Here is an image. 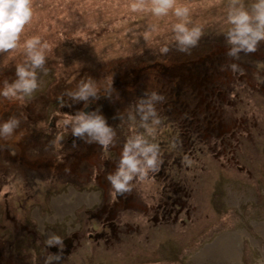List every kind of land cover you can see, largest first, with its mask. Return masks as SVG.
<instances>
[{
  "label": "rangeland",
  "instance_id": "rangeland-1",
  "mask_svg": "<svg viewBox=\"0 0 264 264\" xmlns=\"http://www.w3.org/2000/svg\"><path fill=\"white\" fill-rule=\"evenodd\" d=\"M31 2L34 14L21 34V42L39 35L42 41L48 43V71L38 73L41 87L32 97L15 102L0 100V119H7L13 114L21 119L16 133L29 125H63V119L70 118L78 111L74 107L76 103L72 106L71 98L58 90H65V93L75 90L83 79L91 78L96 81L97 87L103 88L113 83L117 75L133 73L152 63L178 67L202 58L206 62L219 61L222 57L223 63L234 59H227L226 52L230 46L223 35L228 27L225 22L227 0H178L190 6L193 22L203 29L198 45L188 52L176 49L171 32L174 17L155 20L146 13H133L128 8L129 0ZM150 23L158 25L157 32H148ZM165 44L169 48L166 53L160 50ZM235 61L248 67V71L244 72L246 76L258 77L260 82L247 87L241 80L242 89H245L243 100L235 101L231 108L226 107L229 115L226 117L239 116L242 120H251L249 124H244L249 125L246 130L251 129V134L241 135L240 146L233 141L235 147H239L237 152L240 155L233 159L237 162H232L228 155L221 156L219 151L227 153V150L218 145L215 134V137L209 135V139H212L209 142L211 151L204 149L194 154V160L199 159L194 166L203 161L207 171H199L200 176L194 184L191 183L194 192L190 199L196 206L191 213L193 223L187 226L182 223H153L154 205L159 199L160 189L168 184V180L153 176L154 172H150L146 179L133 181L130 193L134 200L127 201L125 208H118L116 212L119 225L134 224L140 227L139 230L135 232L130 226L123 241L111 238L107 242L101 237L94 240L100 232L96 206L104 197L100 194L99 201L91 206L96 200L91 192L102 191L101 184L84 177L75 180L63 176L54 167L45 169L46 166H43L45 173H42L27 167V163H24L26 166L20 163L11 166L10 161H2L3 167H9L8 173H0V247L5 250V259H17L18 264H45L48 256L66 253V250L62 251L66 247L64 244L58 251L51 249L49 237L58 236L61 239L75 232L79 234V240H75L72 251L67 252L72 255L63 261L61 258L64 257L60 256V260L54 264H264V41L259 43L255 52H242ZM24 62L22 49L13 50L10 54L0 53V85L4 80H14L16 65ZM164 74L165 71L161 70L156 73V78L161 79ZM137 77H140L139 74L135 79ZM158 79H149L147 91L157 90L156 86L162 84ZM228 82L221 84V87L228 88L231 84ZM173 91L169 86L160 93L165 96L163 98L172 99ZM166 93L170 94L166 96ZM180 93H189V89ZM48 100L53 102L48 103L44 120L43 105ZM134 106V102L131 105L119 103L115 110L107 113L108 121H120L121 117L125 120L126 110ZM157 110L160 115V104H157ZM37 111L40 112L35 116ZM160 117L161 121L166 120L159 125L163 127L168 120L164 114ZM127 124L124 122L117 130L120 134L125 131V140L134 133L131 124L128 127ZM61 127L57 131L61 137L58 141L60 148L57 145L55 148L59 149H49L57 161L60 153L75 150L74 142L68 139L70 125ZM168 127L165 130L166 138L173 139L176 129L171 125ZM16 133L14 138H17ZM155 136H158V131H155ZM198 137L203 136L198 134ZM51 141L46 140L47 144H51ZM185 141L186 137L180 143ZM21 146L19 144L17 148L20 150ZM121 146L119 141L117 147L120 150L111 146L103 155V161L115 163ZM44 148V145L40 147L42 150ZM213 151L217 153L213 155ZM86 165L96 170L94 162ZM27 172L34 175L31 180L24 176ZM113 199L111 194L108 202Z\"/></svg>",
  "mask_w": 264,
  "mask_h": 264
},
{
  "label": "flooded vegetation",
  "instance_id": "flooded-vegetation-1",
  "mask_svg": "<svg viewBox=\"0 0 264 264\" xmlns=\"http://www.w3.org/2000/svg\"><path fill=\"white\" fill-rule=\"evenodd\" d=\"M221 58L219 61L211 62H199V59H197L186 63L185 65H178V67L176 65L172 66L153 63L154 66L150 69H153L155 73L150 74L154 76V78L151 75L146 74L145 78H136L133 80L135 82L133 84L141 85V87L144 86L146 89H144L143 92H140L139 90V93L134 96H129L128 100L125 99V104L131 105L133 102L135 103L137 98L143 96L147 91V82L149 79H158L156 78V73H158V70L160 69L159 66L166 68L164 76L168 77H162L161 79H158L162 82V84H158V86H156L157 90H154L155 92L159 93L161 91H165L167 87L171 86L172 90H174L176 94L173 93V98L170 102L168 100H162L158 103L160 104V109L163 112H160V115L164 114V116H171L174 119L170 120V122L167 121L166 124H163V127L157 126L155 130L156 132L158 131V136H155L156 138L154 137V139L160 145L161 163L158 170L152 175L168 180V184L162 186L159 191V199L154 205L155 217L153 218L154 220L152 219L154 224L182 223L187 226L188 223L194 222L193 218H191V213L194 212L196 206L191 203L190 199L194 192L191 183L193 182L194 184L195 179L200 176L199 171L203 173L207 171V169H205L206 165L203 164V161H201V164H197L196 167L194 166L196 163H199V159L194 160V154L198 151H204V149L211 151L209 142L212 139H209V135H213V137H215V134L216 139H218L219 142L218 145L220 144L224 146V150H227V153L219 151V153L222 154L221 156L225 157V155H228L227 157H230L232 162H237L233 161V159L236 160L235 158L240 155L239 152H237L239 147H235L233 141L238 142L240 146V140L242 137L241 135L245 133L251 134V129L246 130V126L249 128V125L244 126V124H249V121L251 120H242L239 116H231L228 118L229 115L225 109L226 107L231 108L233 103L236 104L235 101L243 100L242 93L245 89H242L241 80H244L245 85L249 87L251 84L258 85L260 79L258 77L252 78L248 75L246 76L244 72L248 71V67L242 62L236 63L235 58L230 60L232 57H229L230 62L228 63H223ZM232 63H236L238 65L236 71H232L229 67V65ZM251 69L253 68L251 67ZM168 70L172 71L168 73ZM183 75H186L185 79H192L194 76L197 77L199 75L202 79L200 83L192 87L190 84H185L192 81L179 83ZM174 78L176 80H174ZM228 80L231 82V84L228 86V88L223 89L221 84H225ZM237 87L238 89L236 92ZM134 88H136V86ZM181 89H189V93H180V91H182ZM112 96H114V93L109 97L104 95L102 90L98 99H95L92 103H90L87 108H85L83 101L76 103L74 107L77 108L76 111L83 110L85 112H90L98 109L99 103L104 105V107H107L108 102L115 104L116 101L112 100ZM165 102L167 104H165ZM99 111L102 114L104 113L102 110ZM227 115L228 117H226ZM43 119H46V115H43ZM127 123L128 121L125 122V124ZM169 125L174 127V130L176 129V131L173 132V139L166 138L167 132L165 133V130L169 128ZM61 126H34L28 129H22V131H20V134L22 133L20 136L21 139L19 140L21 143L26 145L27 150H19L17 152L14 151L12 147H9L8 151L17 158L16 161L6 162L12 163L11 166H13L15 163H20L21 165L26 166L24 163H27L29 165L27 167L42 173H45V171L42 169L43 166H46L45 169L54 167V169H57L63 176L75 178V180L84 177L85 179L97 181L102 185V191L91 192L92 195L95 194L96 198V200L91 203V206L96 205L100 199V194L104 197V199L100 201L98 206H96L97 211L95 213L98 220L97 227L100 229V232L96 234L94 240L101 237L107 242H109L111 238H113L114 241H123V239H126V231L129 230L130 226H132V229H134L135 232L139 230L140 227L134 224L129 225V223H126V226L119 225L117 223V209L125 208V205L128 204L127 201L132 202L134 200L130 192L118 194L116 193L115 189H110V185H108L109 182L107 181L106 177L112 171H114L119 158L115 163H111L109 160L103 161L105 157L103 155L106 154L111 147L105 150L95 142L87 143L80 138L73 137L71 135V131H69L68 133L70 134L68 139L74 142L75 150L70 153H60V155H58L59 159L57 161L56 158L50 154V150L59 149L60 143L57 141V144L53 146L50 144V142L47 144L46 140H53L54 138L52 135H56L57 131L62 129ZM128 126L129 124H127V127ZM242 129L245 130L241 131ZM180 130L181 133H178ZM117 134L118 139H116V143L112 146V148L116 147L115 149L118 151L121 149L120 147H117L118 141L120 144H122L121 147L123 148L125 131H123L122 134ZM198 134L202 135L204 138L198 137ZM121 135L123 137H121ZM184 137H186V141L180 143ZM185 143H187V147L185 146ZM43 145L45 146L44 150L40 149V147ZM57 145H59V148H55ZM114 153L116 152L114 151ZM216 153L217 151H215L213 155ZM25 154L31 155L34 160H25ZM61 157H63V160H60ZM40 159L52 161L45 162L46 165H43V163H40ZM231 161H225L224 163H229ZM89 162L95 163L94 166L96 170L93 171L92 166L90 168L88 165L84 166ZM2 164L4 163L0 161V173H8L9 167H3ZM63 167L66 168L62 169ZM26 174L24 173V176L27 180H31L34 177V175H31L29 172ZM200 178H202V176ZM111 194H113L114 199L111 202H108ZM82 204L84 203H81V205ZM135 206H137L136 203ZM90 236L93 237L94 234L91 233ZM61 240L67 247L62 250H66V253L59 254L61 257H64L61 258V261H63L62 259L66 260L67 257L72 255V253L67 252L72 251L75 240H79V234L72 232L66 235L64 238L62 237ZM45 248H47V246H45ZM50 248L55 249L54 251H58L60 249V247L56 245H52ZM5 256V250L0 247V264H18L17 259L9 260L5 259Z\"/></svg>",
  "mask_w": 264,
  "mask_h": 264
},
{
  "label": "clouds",
  "instance_id": "clouds-1",
  "mask_svg": "<svg viewBox=\"0 0 264 264\" xmlns=\"http://www.w3.org/2000/svg\"><path fill=\"white\" fill-rule=\"evenodd\" d=\"M128 8L133 13H146L155 20L175 18L171 24L172 39L176 49L188 52L196 47L203 35V29L192 20L191 8L188 4L178 0H129ZM34 14L31 0H0V53L10 54L13 50L22 49L25 62L15 67V79L4 80L0 85V100L15 102L21 98H30L41 87L38 73H46V50L49 45L42 41L39 35H34L21 42V34L25 26L30 23ZM226 24L228 27L223 35L229 45L226 55L239 59L240 53L255 52L260 42L264 41V0H227ZM158 25L150 23L148 32H157ZM147 37V33H145ZM161 52H168L165 44ZM236 71L238 65H229ZM103 90V94L111 96L115 89L110 83L99 88L95 80L83 79L75 90H67L66 95L73 103L84 102L88 107ZM163 96L153 91H146L137 98L135 106L127 111V120L133 126L143 129L130 134L120 151L119 160L114 171L106 179L116 193L130 192L133 181H142L150 172H156L161 163L160 145L155 141L154 134L161 124L157 104ZM71 106V105H70ZM123 117H121L122 119ZM21 119L17 115H10L0 120V140H8L20 128ZM64 126L71 127V135L87 143H97L107 150L116 143L117 133L99 109L85 112L78 111L70 118L62 121ZM22 135V133H21ZM61 139L59 132L51 141L55 146ZM48 244L61 246L63 241L58 236L49 237ZM60 260V255H50L45 264H54Z\"/></svg>",
  "mask_w": 264,
  "mask_h": 264
},
{
  "label": "trees",
  "instance_id": "trees-1",
  "mask_svg": "<svg viewBox=\"0 0 264 264\" xmlns=\"http://www.w3.org/2000/svg\"><path fill=\"white\" fill-rule=\"evenodd\" d=\"M198 61L199 62H204L205 59L202 58L201 60H198ZM153 66H154V64L152 65V67ZM171 71L172 70H168V73H170ZM150 73L154 74L155 71L153 69H150V64H149L148 67L140 68L139 70H137V71H135L133 73L123 72L122 76L121 75H117V77H115V79H114V81L112 83V86L115 89L114 96H112V100L113 101L115 100L116 103L113 104L112 102H108L107 107H104V105L99 103V106H98V109L102 110L104 112L103 115L105 116L106 119H107V113H109V111L112 112L111 110H115L116 106L119 103L125 104V99L128 100L129 96H131V95L134 96V95L139 93V90H140V92H143V90L146 89L144 86L141 87V85L133 84V80L135 79L136 75L139 74L140 77H137V78L142 79V78L146 77V74L151 75ZM152 77L154 78V76H152ZM135 86H136V88H134ZM141 88H142V91H141ZM58 91L63 92V94L62 93L61 94L65 95V92H64L65 90L62 91L60 89ZM159 94L162 95V93H160V92H159ZM169 94L170 93H166V96H168ZM125 96H127V97H125ZM163 97H165V96H163ZM164 99L168 100V101L171 100V98L167 99V97L163 98V100ZM56 100H59V99H56ZM49 102H50V100H48V102L45 105H43L42 113H43V115H46V117H47L48 103ZM51 102H53V101H51ZM39 112L37 111V114L35 116H37L39 114ZM65 112H67V111H65ZM126 117H127V112H125V116H124L125 120H122V119L120 121L111 120V122H110L107 119V122L111 126H113L115 128L116 133H118L117 130H119V128L124 124V122L128 121ZM173 119L174 118L171 117V116L167 117L168 121L173 120ZM0 120H3V119H0ZM165 121L166 120H163L161 122L163 123ZM128 124H130V123L128 122ZM34 126H36V125H29V126H27V129L30 128V127H34ZM141 130H143V129L138 128V126L131 125V131L132 132L141 131ZM16 136H17V138H14V136H12L11 138H9L6 141L5 140H0V152H2V153H0V161H10V162L16 161L17 157L13 156V154L8 151L9 147H12L14 149V151H19V148H17V145L22 144V146L20 148V151H26L27 150L26 145L21 143L20 140H19V139H21L20 131L16 133ZM12 156H13V158H12Z\"/></svg>",
  "mask_w": 264,
  "mask_h": 264
},
{
  "label": "bare ground",
  "instance_id": "bare-ground-1",
  "mask_svg": "<svg viewBox=\"0 0 264 264\" xmlns=\"http://www.w3.org/2000/svg\"><path fill=\"white\" fill-rule=\"evenodd\" d=\"M205 62V61H204ZM206 62H211V61H206ZM152 65L153 64H150V68L152 67ZM173 66V65H172ZM159 70H158V72L159 71H165L166 72V68H163V67H161V66H159ZM122 76V75H121ZM185 76L186 75H183L182 76V78H181V80L179 81V83H185L186 81H192V82H187V83H185V84H190V85H192V87L193 86H195L196 84H198V83H200L201 82V76L199 75V76H197V77H193L192 79H185ZM164 77H168V76H164ZM174 80H176L175 78H174ZM201 88V87H200ZM197 91V90H196ZM194 92V91H193ZM24 159L25 160H27V161H33L34 159H33V157L31 156V155H27V154H25L24 155ZM39 161H41V163H43V164H45V162L44 161H48L47 159H40ZM63 202H65V201H63Z\"/></svg>",
  "mask_w": 264,
  "mask_h": 264
}]
</instances>
